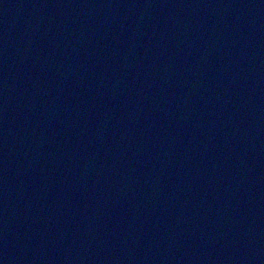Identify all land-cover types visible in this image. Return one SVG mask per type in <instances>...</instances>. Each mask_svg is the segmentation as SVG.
I'll use <instances>...</instances> for the list:
<instances>
[{"label": "water", "instance_id": "95a60500", "mask_svg": "<svg viewBox=\"0 0 264 264\" xmlns=\"http://www.w3.org/2000/svg\"><path fill=\"white\" fill-rule=\"evenodd\" d=\"M0 264H264V0H0Z\"/></svg>", "mask_w": 264, "mask_h": 264}]
</instances>
